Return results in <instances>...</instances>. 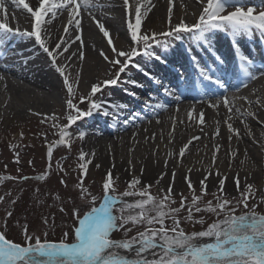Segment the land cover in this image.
<instances>
[{
  "label": "snow or ice",
  "instance_id": "1",
  "mask_svg": "<svg viewBox=\"0 0 264 264\" xmlns=\"http://www.w3.org/2000/svg\"><path fill=\"white\" fill-rule=\"evenodd\" d=\"M196 2L201 6V10L193 23L181 18L178 23L173 24V0H168L166 30L153 31L142 29L144 20L154 7L151 0H122L125 35L117 46L111 29L95 15L97 10L112 7L102 0H34V2L0 0V47H6L10 40L17 37L32 41L33 47L42 50L50 66L61 78V90L64 92L62 116L57 113L41 114L29 109L33 115L43 116L41 123L50 121L51 127L58 132L59 139L52 142H48L45 136L49 161L46 171L35 177L22 174L0 175V182L47 180L52 170L53 149L58 145L71 147L72 135L69 129L73 125L94 113L115 119L117 110L129 107L126 103H109L101 100L100 97L106 89L123 85L126 93L136 96V92L129 86L135 88L146 86L131 76L124 79L130 67L147 77L148 83L156 86V91H162L165 96L179 102L182 94H177L171 83H165L166 77L149 72L137 58L169 63L167 57L158 54L155 48H161L167 53L171 48V41H183L185 35L190 38L186 45L181 44L183 50L178 54L186 56L189 64L196 70L204 94L215 98V102H210L208 106L217 110L223 107L226 110L224 123L228 132L237 139L241 138V130L234 128L230 122L233 116L240 119L247 134L254 137L248 118L257 119L258 114L252 110V106L255 103L264 108V102L259 98L254 102L248 96L242 95L234 94L229 97L228 92L230 86L236 87L238 92L239 85L247 88L248 83L256 80L258 76L264 77V64L257 68L250 54L244 50L245 42L257 33L261 43H264V0H261L259 7L249 6L244 0H196ZM16 10H19L29 23V28L21 29L19 26L21 17L16 15ZM85 15L105 40V45L96 49V52L106 68L103 78L97 77L89 84L88 90L82 92L80 84L83 61L86 58L84 49L87 46L82 39V20ZM13 21L17 22V26H12ZM54 21H58L61 26L55 31L51 27ZM217 33H224L229 38L230 53L217 54L213 49V37ZM73 45L77 46L76 50L70 52ZM193 45L206 47L208 52L213 53L209 57L210 63L200 57ZM18 54L22 55V52ZM76 62H79L81 70L73 74V65ZM180 68L187 71L184 64H181ZM171 75L177 81L183 78L179 70ZM229 76L238 84L230 85L226 79ZM3 80L5 76L0 73V81ZM185 83L191 84L188 80H185ZM153 99L144 102L146 107L153 110V114L156 110L167 109V104L153 103ZM237 101L245 102L248 108L242 111V105L237 106ZM193 112L194 109L187 113L189 121L196 119ZM135 116L143 119L139 113ZM61 120L66 122L61 123ZM159 122L157 120V123ZM123 123L128 124L130 120L125 119ZM198 123L200 125L206 123L203 112L199 113ZM259 123L264 124V121ZM215 135H219V126ZM233 135L228 137L229 141ZM85 137L86 132L78 133L79 140L83 141ZM20 139H23V132L20 133ZM199 139L198 136L192 137L179 148L178 153L169 150L167 157H177L178 161H182L186 152L190 151L193 141ZM10 147L18 149L19 145L11 144ZM261 147L264 150V145ZM214 149L213 168L216 166L220 146L214 145ZM88 155L81 150L78 157L81 178L76 184L75 199L82 202L84 210H81L80 205L74 204L71 210L73 225L70 230L63 232L58 240L53 241L47 238V233L31 231L28 225L21 229L19 239L11 238L7 231L0 229V264H264V211L258 210L264 205V196L259 198L258 203L250 204V200L256 197V189L253 184L247 183V178L241 187L239 173L234 178L238 196L232 198L226 194L228 177L221 174L218 169L215 173L212 169H206L207 175L199 181V193L189 175H185L184 179L191 195L189 197L181 193L179 201L174 198L177 175L175 171L172 172V180L168 187L160 188L159 192L154 194L153 187L160 185L167 172L159 175L155 185L142 183L140 176L133 175L124 191L120 192L116 184L117 178L109 170L102 180L100 193L94 194L83 179L92 162ZM229 155L235 158L236 152ZM15 162L20 163L19 151L15 152ZM168 162V159L164 162L166 168ZM28 163L32 165L33 161L29 160ZM241 163L243 164V161ZM129 165L131 166V160ZM99 167L97 164L96 168ZM57 168L65 176L68 175L59 162ZM17 171L22 172V169ZM191 171L192 169H188V173ZM143 172L142 168L141 174ZM213 174L221 177L218 188L211 193L213 199L205 200L204 198L209 195L206 181ZM60 183L67 187L65 180L62 179ZM4 199V196H0V202ZM61 211L64 209L61 208ZM184 212L187 213L188 220L202 226L200 230L188 231L182 227ZM196 213H207L214 216V219L211 222H207L203 216L197 219ZM6 215L11 217L13 213L8 211ZM43 223L47 224V219ZM121 231L123 237L116 238L115 234Z\"/></svg>",
  "mask_w": 264,
  "mask_h": 264
},
{
  "label": "bare ground",
  "instance_id": "2",
  "mask_svg": "<svg viewBox=\"0 0 264 264\" xmlns=\"http://www.w3.org/2000/svg\"><path fill=\"white\" fill-rule=\"evenodd\" d=\"M255 1L257 0H249V3ZM102 2L106 5L111 4L112 7L97 10L95 15L98 19L103 20L106 27L111 29L114 43L119 46L125 35L122 0H102ZM151 3L154 7L144 20L142 28L161 31L167 25L168 0H151ZM198 5L196 0H173L172 21L180 19V15L183 13L182 9L195 12ZM16 15L21 17L19 21L21 29L30 27L19 10H16ZM82 24V39L87 46L84 49L86 58L83 61L80 90L86 92L89 84L94 82L97 77L103 78L102 72L106 65L97 56L96 49L104 46L105 40L87 15L84 16ZM12 26H17V22L13 21ZM51 27L55 31L61 26L58 21H54ZM76 47L73 45L70 52L75 51ZM212 47L217 54H228L231 49V45L215 37H213ZM193 48L204 61L210 63L209 57L213 53L208 52L206 47L201 48L193 45ZM180 51L181 49L177 51L168 50L167 53L163 51V56L167 57L169 63L178 62L187 67L186 72L177 67L183 74V78L178 81L171 75V73L176 72L174 70L176 68H169V63L156 60L141 62L149 72L166 77L165 83H171L177 94H182L179 102L172 97L165 96L162 91H156V86L149 84L148 78L134 68L135 70L130 72L128 76L145 83L146 86L144 88L129 86L137 94L131 96L123 90L125 86L120 85L111 90L109 96L100 98L109 103H126L129 107L124 110H117L115 119L94 113L91 117H84L73 125L69 129L70 133L84 131L86 137L83 141L76 137L75 140L71 141L70 148L65 145L56 146L53 149V170L57 169L56 172L66 181V177L73 173V167L79 168L78 157L80 151L83 150L89 154L88 159L92 161L89 164L87 175L83 177L84 181L91 176L90 174L97 178L95 169L96 165L99 164L100 167L97 169L104 177L111 170L113 176L117 178L116 180L126 183L135 175L141 177L142 183L155 185L159 175L167 172L160 185L157 186L166 189L172 180V172L175 171L177 175L174 190L182 187L187 188L185 175H189L194 186L199 189V181L207 175L206 169H212L213 173L218 169L221 174L228 177L226 191L236 190L234 178L237 173H239L241 187L245 183V178H247V183L253 185L258 179H261L264 190V150L261 147L264 145V135H262L264 124L259 123V121H264V108L255 103L252 106V110L258 114L257 119L248 118L254 137L249 136L240 119L233 116V120L230 122L233 123L234 128L241 130V138L237 139L235 135L228 132L224 123L227 115L226 110L223 107L217 110L208 106L210 102H215V98L204 94L203 85L196 74V70L189 64L185 56L178 54ZM245 51L255 61L257 68L264 64V50L260 49L257 57L251 55L249 51ZM21 52L22 55H19L18 53ZM66 55L68 54L66 53ZM73 69V74L75 71L81 70L79 62L73 65ZM0 73L5 76V80L0 81V121L5 120L6 123L20 126L25 119L34 116L32 112L63 115L64 92L61 90V78L50 66L48 58L42 53V50L33 47L32 41L17 37L10 40L6 47H0ZM226 79L230 85L238 84L230 76ZM185 80L190 81L191 84H186ZM199 88H202L203 91ZM234 94L248 96L254 102L257 98L264 102V77L258 76L256 80L248 83L247 88L239 85L238 92L236 87L230 86L229 97ZM150 98H154L153 103L167 104V109L156 110L153 114V110L146 107L144 103ZM241 105L242 111L248 108L245 102L237 101V106ZM177 107L179 111H177ZM193 109V115L196 119L189 121L187 113ZM200 112L205 115L206 123L203 125L198 123ZM136 113H139L143 119L136 117ZM35 116L39 119L43 118V116ZM125 119L130 120V123L124 124ZM157 120L160 122L157 123ZM64 122L66 121L61 120V123ZM174 123L175 127L173 128ZM45 124L50 125H47L51 137L48 136V139L50 138L48 142L59 139L57 130L51 127V122ZM217 126H219L218 136L215 135ZM54 133L56 134L54 135ZM230 135H233L231 141L228 139ZM194 136H198L200 139L193 141L190 151L186 152L182 161H178L177 157H167L169 150L178 153L179 148ZM170 139L171 143H169ZM77 141H80V146ZM214 145L220 146L215 168L212 165ZM231 152H236L235 158L230 157L229 153ZM166 159L169 161L167 168L164 163ZM129 160H131V166ZM230 161L231 168H229ZM57 162L63 166L68 173L67 176L59 171ZM142 168L144 169L143 174H141ZM188 169H192L191 173H188ZM74 177L76 181L79 180L78 177ZM220 178L215 174L210 176L206 181L208 190L217 189ZM261 196H264V193L258 194L256 197L259 200Z\"/></svg>",
  "mask_w": 264,
  "mask_h": 264
},
{
  "label": "rangeland",
  "instance_id": "3",
  "mask_svg": "<svg viewBox=\"0 0 264 264\" xmlns=\"http://www.w3.org/2000/svg\"><path fill=\"white\" fill-rule=\"evenodd\" d=\"M244 3L248 4L249 6L259 7L261 0H257L253 3H249V0H244ZM182 10L183 13L180 15V19L184 18L188 23H193L196 15H198L201 10V6H197V12H191L186 9ZM180 19L172 21L173 24L178 23ZM164 30H166V27L161 31ZM214 37L230 44V40L225 34L223 35L222 33H217ZM186 38L189 40L190 37L186 35ZM259 41L260 37L257 33L254 37L245 42V50L249 51V53L253 55L257 54L258 51L255 49V47L258 46ZM172 44L174 43L171 42V46ZM175 49H178V47L173 48V50ZM170 50H172V47ZM155 51L162 56L163 49L155 48ZM137 60L140 62L147 61L140 57H138ZM134 70V68L130 67L124 79H127V76L130 74V72ZM104 71L105 69L102 72L103 76ZM114 88L106 89L103 96L100 98L109 96L111 94V90ZM40 121L41 119L37 118L35 115L25 119L20 126H14L10 123H6L5 120L0 121V175L19 176L22 174L35 177L46 171L49 161L47 159V144L45 142V136L47 137V141L51 137L49 136V132L47 130L49 128L47 125L49 124L46 125ZM79 126L82 127L81 125ZM21 132H23L22 140L20 139ZM71 135V141L78 137V133L76 131L72 132ZM48 136L50 137L49 139ZM80 141H77L79 146ZM11 144H18L19 148L13 149L10 147ZM16 151H19L20 153L19 164L15 162ZM29 160L33 161L32 165H29ZM52 161L51 175L45 181L30 179L28 181L5 180L0 182V196L5 197L4 201L0 202V229L7 231L11 238L19 239V233L21 229L24 225H28L31 231L37 232L39 234L47 233L48 239L56 241L61 237L63 232L69 231L73 225L71 210L74 204L80 205L81 210H84L82 202L75 199L77 191L76 184L78 183V180L76 181L74 176L80 178L81 173L79 168L73 167V173H71V176L66 177L67 187H65L60 183L62 179H65L56 172L58 171L57 169L53 170L54 163ZM17 169H22V172H18ZM95 171L97 178H94L92 174H90L91 176L85 180L84 183L94 194H99L104 176L100 173L99 169L96 168ZM262 183V180L258 179L254 185V188L256 189V196L258 194L264 193ZM116 184L118 191L120 192L124 191L127 185L126 182L120 180H116ZM159 189L160 188L157 186H154L152 191L154 194H156L159 192ZM199 189L196 188L198 193ZM216 190L217 189L211 191L208 190L209 195L204 199H213L211 193L215 192ZM181 193H183L184 196L190 197L191 195L188 188L182 187L181 189H175L174 198L177 201L180 200ZM226 194L229 198L238 196V192L236 190L230 192L226 191ZM126 199L129 201L132 200V198ZM13 201H15V203H13ZM258 202L259 200L257 197H255L253 200H250V204ZM61 208L64 209L63 212L61 211ZM258 210L264 211V205H262ZM8 211L13 213L11 217L6 215ZM201 216H203L207 222H211V220L214 219V216H210L207 213L195 214L197 219H199ZM182 218V227H184L186 230L192 231L201 229V225L194 224L192 221L187 219L186 212L182 213ZM45 219L48 221L47 224L43 223ZM5 224H7L6 228ZM115 236L116 238H122L123 232H117Z\"/></svg>",
  "mask_w": 264,
  "mask_h": 264
}]
</instances>
